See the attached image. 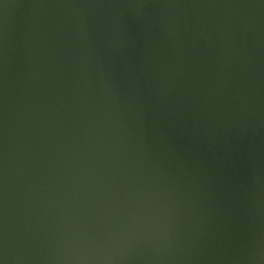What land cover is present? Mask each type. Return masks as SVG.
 Segmentation results:
<instances>
[{"label": "water", "instance_id": "95a60500", "mask_svg": "<svg viewBox=\"0 0 264 264\" xmlns=\"http://www.w3.org/2000/svg\"><path fill=\"white\" fill-rule=\"evenodd\" d=\"M0 264H264V0H0Z\"/></svg>", "mask_w": 264, "mask_h": 264}]
</instances>
